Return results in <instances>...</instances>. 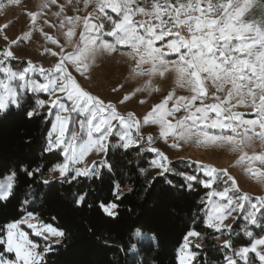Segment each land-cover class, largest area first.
Returning <instances> with one entry per match:
<instances>
[{
	"label": "snow or ice",
	"instance_id": "obj_1",
	"mask_svg": "<svg viewBox=\"0 0 264 264\" xmlns=\"http://www.w3.org/2000/svg\"><path fill=\"white\" fill-rule=\"evenodd\" d=\"M10 2L16 3L17 0ZM50 2L56 3V0ZM69 2L74 6L83 3L87 9L90 0ZM260 2L264 3V0ZM252 4L253 0H243V3L241 0H95L92 13L84 17L65 18L69 25L80 20L84 24L80 40L73 45L71 52H66L65 46L57 39L47 37L52 44L60 48L58 53L50 49L45 50L58 57L53 67L37 68L29 62L22 71H12L6 66L5 61L12 57L13 53L10 49L3 52V56L0 57V73L4 74L3 78H0V110L8 108L9 103L20 105L23 99L20 94L25 90L43 91L56 97L50 101L52 106L59 105L63 112H75L85 117L80 123L82 128L85 121L88 124L87 142L78 144L74 131L67 142L62 139L67 131L68 120L57 115L58 134L55 141L49 140L45 149L46 152H50L66 143L65 162L56 165L54 170L59 171L61 178L68 183L81 176L103 179V173L95 165L85 168H78L75 165L83 162L84 157L93 148L104 151V141L114 131L119 132L125 149L139 144L140 140L144 139L139 130L147 124L158 125L160 137L165 142L169 138L173 139L172 147H178L179 141L187 142L195 138V142L201 145H229L232 151L240 152L237 163L247 161L248 164H252L258 161L264 165V151L253 152L251 155L245 151L253 147L257 140L264 148V15L259 21L241 19ZM107 10L119 14L122 18L118 21L113 20L111 29L105 32V25L100 21L109 19ZM93 13L96 14L95 18ZM29 15L35 26L38 13ZM137 16L145 19L135 20L134 17ZM60 27H64V21H61ZM73 35L71 27L64 33L68 43H72ZM105 35L112 38L111 42L104 39ZM124 48L129 49L127 54L136 60L133 73L149 78L146 85L135 91H152L153 77L164 78L166 74L174 73L176 84L181 88H188L191 95L176 96L174 91H170L160 103L153 106L141 122L133 113L122 115L111 102L105 103L100 97L85 91L69 71L71 66L77 73L83 75L88 72L90 63L95 61L99 53L116 52ZM146 64L149 66L143 67ZM37 71L43 78V83L32 78L31 73ZM57 93L63 94L71 101V109L60 103L61 97ZM221 93L225 94L221 96ZM128 98L125 96L124 100ZM210 99L213 102L206 103ZM233 100L235 103H232ZM241 105L249 107L255 118L245 119L236 111ZM43 106L44 101H37V107ZM181 111L186 115L177 118ZM36 114L35 108L27 112L30 118ZM113 121L117 123L114 125ZM210 129L220 131L213 134ZM93 133L97 135L94 136ZM147 143L149 145L147 151L156 153L151 165L161 169L158 175L171 171L170 161L165 154L151 146L154 143L153 136L147 137ZM104 163L102 161L101 165ZM198 170L203 171L208 177L201 182L204 187L212 188L214 182H223L225 185L222 191L208 194L210 202L212 196L226 201L211 203L206 220L208 227L220 231L223 221L231 212L244 209L245 202H248L251 209L245 216L246 221L251 225L264 223V213L260 218L257 216V213L264 209V197H256V201L251 202L247 193L239 194L237 182L228 175L227 170L218 171L207 165H198ZM22 171L29 177L34 175L26 168H22ZM245 171L251 173L253 177L257 175L264 177V170L246 167ZM72 172L74 175H70ZM179 175L184 176L189 182L197 180L194 175H185L183 172ZM15 177L16 173L13 172L0 182V200H6L12 195ZM169 183L171 184V181ZM191 187L192 184L189 183L188 188ZM86 196V193L79 195L73 202L78 206L82 205ZM116 207L114 203L100 204V208L108 216L116 215L114 211ZM32 215L29 213V217ZM29 227L35 230L36 235L47 233L53 237L64 236L62 230L50 224H41L39 227L29 224ZM247 234L252 235L251 232ZM187 236L195 237L199 236V233L190 230ZM44 239L47 241L48 236L44 235ZM0 243L7 244L6 251L15 252L16 261L12 264H40L43 259L42 255L35 251L37 245L19 230L15 222L7 225V240H0ZM225 245L228 246L229 241L226 240ZM51 250V247H46L44 251ZM249 252L255 253L260 264H264V238L255 239L250 248L244 247L235 255L242 257L245 264H248ZM0 264H6L2 257ZM180 264H187V258L181 259ZM228 264L238 262L229 259Z\"/></svg>",
	"mask_w": 264,
	"mask_h": 264
},
{
	"label": "trees",
	"instance_id": "obj_2",
	"mask_svg": "<svg viewBox=\"0 0 264 264\" xmlns=\"http://www.w3.org/2000/svg\"><path fill=\"white\" fill-rule=\"evenodd\" d=\"M2 51L0 47V57ZM8 64L12 70L26 67L25 60L10 59ZM21 96L18 108L0 112V179L16 173L12 195L0 200V238L8 224L29 213L39 223L62 230L60 243L49 246L52 250L43 254L40 264H177V251L190 230L199 233L188 243L194 264H226L235 249L264 238V223L249 224L245 207L228 230L229 245L218 244L223 231L208 227L204 220L209 189L201 182L207 178L194 163L182 159L172 161V170L164 175L148 178L144 172L151 167L153 154L142 141L127 149L110 145L97 162L103 179L81 176L68 183L52 176L63 162L60 149L45 151L56 111L48 104V95ZM37 101H44V106L37 107ZM33 108L37 114L30 118L27 112ZM22 168L34 175L29 177ZM181 172L197 180L189 182ZM84 193L83 204L76 205L74 199ZM102 202L116 204V215L105 214ZM262 213L264 209L258 218ZM136 230L143 235L136 237ZM0 253L7 255L1 243ZM247 260L260 264L254 254Z\"/></svg>",
	"mask_w": 264,
	"mask_h": 264
},
{
	"label": "rangeland",
	"instance_id": "obj_3",
	"mask_svg": "<svg viewBox=\"0 0 264 264\" xmlns=\"http://www.w3.org/2000/svg\"><path fill=\"white\" fill-rule=\"evenodd\" d=\"M243 3V0H241ZM42 5H47V7H42ZM63 6V8H61ZM95 8V0H90L89 6L87 9L84 8L83 3H80L78 6H74L73 3H70L69 0H56V3H51L50 0H17L16 3H11L10 0H0V47H2V56L5 50H11L13 53L12 57L7 58L5 61L6 66L9 67L10 59H19L26 61V67L28 63L31 62L32 65H36L37 68L43 67L45 69L51 68L55 65L58 60L57 56H52L51 52L45 51L50 49L51 51L59 52L60 48L52 44L47 37L51 36L59 41L61 45L65 46L66 52H71L73 45L77 44L80 40V33L84 30L83 21L80 20L78 23L69 25L66 21V17H84L88 13H92ZM108 11L109 19L102 20L105 25V32L111 29L113 20H120L122 17L117 13H112ZM30 13H38L35 21V26H33V21L31 19ZM264 15V3H261L260 0H253L252 7L245 12L241 17L243 21H259ZM96 14L93 13V18ZM135 20L145 19V17L137 16L134 17ZM61 21H64V27H60ZM72 28L74 35L71 37L72 43H68L65 39L64 33L68 28ZM30 34V35H26ZM23 37V39H21ZM104 39L108 42H111L112 38L107 35L104 36ZM16 43H13V42ZM129 49L124 48L116 52H101L99 53L94 62L90 63L88 72L81 75L77 73L74 68L69 66V71L76 79L78 84L87 92L92 95L100 97L105 103L111 102L115 105L116 110L122 114L127 115L128 113H133L135 118L143 121L144 116L153 108L154 105L161 102V100L170 92L174 91L176 96H190L191 92L188 88H181L175 82V74L168 73L166 77L161 78L159 76L153 77L151 80L152 91H135L137 88L143 87L149 82V78L146 76L135 75L132 71L136 64V60L130 57L128 53ZM174 58V57H173ZM149 65H144L143 67L147 68ZM23 70V69H22ZM21 70V71H22ZM17 71L18 70H12ZM3 73H0V78H3ZM32 78L37 80L40 83H43V78L39 76V72L31 73ZM15 85V82H13ZM158 89V90H157ZM33 94H45L49 96L48 104L50 107L56 111L55 119L52 124L51 132L49 134V140L55 141L58 134L56 129L57 125V115L61 118H66L68 120V127L65 133V136L62 137L66 142L71 138V134L74 131L77 135V143H83L88 141V132L89 127L85 121L83 128L81 127V120H84L85 117L80 116L75 112H63L61 111L60 106H52L50 101L54 100L55 96H50L48 93L43 91H27ZM21 93V94H23ZM20 94V95H21ZM225 93H221L223 96ZM61 97L60 103L67 106L69 109L72 108L71 101H68L63 94L57 93ZM128 96L127 100H124V97ZM123 101V103H121ZM143 101V103H141ZM210 99L206 103H212ZM235 103V100L232 101ZM199 104V102H197ZM171 104L169 105V107ZM8 107L18 108L19 105L9 103ZM7 109V108H6ZM5 109V110H6ZM5 110H0L3 113ZM236 111L241 113L245 119H254L252 110L247 106H239L236 108ZM186 115L183 111L177 114V118ZM214 115V114H213ZM169 119H172L169 117ZM117 122L113 121L115 125ZM213 134H218L220 130L210 129ZM140 135L144 139L140 140L143 142L144 149L147 150L149 147L147 143V137L149 135L153 136L154 143L152 147L163 152L168 158L170 163L177 159L187 160L194 163L197 167L198 165H207L209 167H214L219 170H227L229 176L233 177L239 188V194L247 193L250 201L255 202L256 197H264V177L253 175L245 171L246 167L255 168L258 170H264V165L260 164L258 161L248 164L247 161L237 163L240 152L232 151L229 145H201L195 142V138L187 142L179 141L178 147H172L174 143L172 138H169L167 142L160 137V128L155 124L143 125L140 130ZM93 135H97L93 133ZM111 138H115V142H110ZM105 143L104 151H97L93 148L83 159V162L75 165L78 168L92 167L95 165L98 169L100 166L97 165V162L100 161L105 151L110 145L113 146H122V141L120 140V134L118 131H114L113 134L108 136ZM49 144V141H48ZM123 147V146H122ZM56 149H60L63 162H65V151L66 143L59 145ZM245 151L251 155L253 152L259 153L264 151V148L261 147L260 142L257 140L253 147L245 149ZM153 159L156 158V153H153ZM152 159V160H153ZM161 169L151 167L145 171V175L148 178L155 176L160 173ZM202 174L205 176L203 171ZM74 174V172H72ZM12 173L5 175L0 179V182L4 181ZM52 176L61 177L59 171L53 170L51 173ZM206 177V176H205ZM208 179V177H206ZM221 183H213L212 188H208V194L210 192L222 191L224 187H221ZM205 199V212L204 220L206 224L207 214L211 210V203L220 202L226 203V201H221L219 197L212 196L211 202L209 196ZM245 207L247 208L245 214L247 215L248 211L251 209L248 206V202H245ZM244 207V208H245ZM103 210V209H102ZM243 209H237L234 212H231V215L223 221V225L220 231L221 233L216 241L222 246L225 245L227 240L229 227H224L225 225H230L236 220L237 216L241 214ZM115 211V209H114ZM245 215V216H246ZM19 230L23 232L28 239L37 245L35 251L39 252L42 256L45 253V248L57 245L60 243V237H53L47 233L44 235L48 236L47 241L44 239V235H36L35 230L32 227H29V224L36 225L39 227L41 223L36 216L29 215L23 216L18 221H16ZM207 225V224H206ZM212 228V227H211ZM215 229V228H213ZM216 230V229H215ZM143 235L139 230H136L135 236L139 237ZM38 238V240H36ZM187 238V239H186ZM181 247L177 251V264H180L181 259L187 258V264L193 263V254L188 245L194 237L186 236ZM0 240H7V227L5 228V234ZM59 241V243H57ZM4 245L5 252L7 255L0 253L6 264H12L16 261L15 252L6 251L7 244L1 243ZM138 244H136V247ZM251 246H249L250 248ZM242 248L235 249L231 254L232 260L237 262H245V260L235 255ZM258 250H260L258 248ZM250 254L249 252L247 259ZM256 256V255H255ZM228 264V261L226 262Z\"/></svg>",
	"mask_w": 264,
	"mask_h": 264
}]
</instances>
